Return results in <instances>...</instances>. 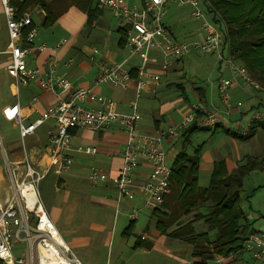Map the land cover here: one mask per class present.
<instances>
[{"label":"crops","instance_id":"0c3cea01","mask_svg":"<svg viewBox=\"0 0 264 264\" xmlns=\"http://www.w3.org/2000/svg\"><path fill=\"white\" fill-rule=\"evenodd\" d=\"M44 1L49 2L51 0ZM126 2L130 7L140 6L139 0H126ZM94 4L97 6L96 0H94ZM100 10V14L90 28L85 26V13L75 7L69 8L66 13L49 27H43L41 24L44 17L43 10L37 9L32 12V24L36 32L29 45L31 50L25 61L28 67L40 69L45 74L47 72L48 58L55 54L54 56L58 60L56 67L58 76L69 80L73 88H88L98 95L111 98L115 103V110L118 113H128L130 111V104L134 98V85L131 83L125 89L113 88L105 84L95 86L94 81L99 72L97 65L99 62L111 65L127 59L125 68L132 75L131 72L137 71L140 59L136 56L139 60L136 61L134 56L128 57L126 42L122 46L119 45L121 36L119 29L122 28L120 23L111 16L109 11H106L116 21L115 24H110L105 18V9L101 8ZM207 17L210 19L208 15ZM180 23L184 24V22L180 21L175 26L167 25L166 23H163V25L167 32L175 38L176 36L179 37L178 35L182 33L181 27H179ZM188 35V38L181 39L187 41L197 39L200 37L201 32L194 27L193 31ZM63 39H66V42L61 44ZM42 44L46 49L39 50L38 47ZM55 47L56 49L53 51ZM9 49L6 21L0 3V149L2 156L0 159V206L7 201L10 195V169L15 165L18 166L26 154L32 165L43 173V178L51 170L54 171L51 185L49 186L52 198H41V202L57 231L61 229L63 224L68 226L70 223L68 219L77 210H79L78 212L82 211L88 214L90 205H92V209L97 214H102L107 209L117 208L119 202L115 197L114 199L110 197V192L113 190V181L120 167V153L126 139L119 122H113L97 130L89 128L73 130L72 147L66 153L72 157L74 166L72 165V168L70 166L65 171H59L56 163L52 161L47 153V131L52 125V121L43 123L32 134L24 137L21 143L8 140L6 135H2L1 128L18 129L14 121L4 117L3 109L5 107L17 104L20 122L23 125H29L48 106L68 96V93L53 95L44 92L34 83H30L24 87L16 85L14 79L8 76L6 72V65L10 61ZM160 57L162 58L159 51L151 50L146 60V69L151 73L157 74L159 80L157 82L149 81L139 101L144 106H141L139 113L137 112L138 128L140 131L155 133L169 126H174L173 123L177 125L176 121L178 119H174V113L180 109L183 116L191 104L200 103L209 110H217L219 112V129L217 131L213 132L206 129L195 131L207 132L206 140L195 146L200 145L202 147L197 162V181L200 188H205L208 185L209 177L216 161L223 160L226 169L230 172L236 167L237 163L242 162L246 155H261L255 152L262 146L264 149L263 137L260 130H257L254 136L246 141H239L229 137L225 134V130L241 135L239 130L240 124L246 122L247 113L251 111L249 108L253 109L252 107L260 105L259 108L264 109V93L253 89L251 86L241 84L239 81V85L234 84L230 89L231 103L229 113L226 114L218 98L219 80L231 76L225 62L218 65V71L220 72L218 81L203 88L185 85L183 77L178 75L179 70L182 69L179 63H182L181 60L183 58L175 60L168 65H163L159 60ZM68 59H72L73 61L66 63ZM170 91L176 92L174 94L175 100L173 103L167 102L162 104L160 99L163 92ZM245 101L248 103H245ZM153 102L159 103L155 109H152L150 106ZM237 102H243L242 106L237 107ZM175 104L177 106H174ZM94 106L96 104L88 105L89 108ZM194 133L189 136L181 131L177 137L166 139L163 142V148L166 146L167 151H169L178 147L179 150L175 154L181 150L186 152V147L191 146V137ZM79 145H94L97 151L94 155H85L76 149ZM195 147L192 148V152ZM192 152L188 154L191 155ZM250 152L255 155L249 154ZM82 157H85V160L89 164L86 166L81 165L80 160ZM78 158L80 160L77 163ZM173 160L170 161V167ZM74 167L80 168L78 173L72 172ZM91 167L97 168L100 172V177L96 183H91L88 179ZM81 168L87 169L88 172L85 173L84 171L83 173ZM141 171L147 172V169L144 168ZM83 182H89L90 185L85 186ZM84 202L85 206H83ZM83 207H85V210ZM162 210L163 208L160 211ZM203 212L206 213L207 209L204 208ZM64 214L66 217H64ZM151 214L154 217L153 212ZM193 215L191 214L183 218V220H188ZM258 218L264 219V215H259L255 219ZM193 226L196 233L206 231L200 221L194 223ZM98 227L102 228L100 225ZM146 235L144 232L140 236H136L132 245L134 253L141 251L137 264H192L195 261H199V258L191 256L193 253L191 246L179 239H173L166 234L158 233V235H155V238L147 241ZM137 238L138 240H136ZM65 243L69 245L82 264H98L101 261V256L95 249V247H98V243L95 245L85 234H73L70 236L68 242ZM92 246L94 247L92 248ZM76 250L79 253L78 255L76 254ZM119 257V254H115L112 260L106 261L105 264H129L126 261L118 262ZM206 264L262 263L253 259L250 255L240 252L228 257L213 256L211 260H207Z\"/></svg>","mask_w":264,"mask_h":264},{"label":"built area","instance_id":"2783aa9c","mask_svg":"<svg viewBox=\"0 0 264 264\" xmlns=\"http://www.w3.org/2000/svg\"><path fill=\"white\" fill-rule=\"evenodd\" d=\"M21 1L23 0H0L10 45L7 75L18 86L34 83L44 92L53 95L68 93V96L48 106L29 125L20 122L17 104L5 107L3 115L17 124L21 139L32 134L43 123L52 121L47 131V153L59 171H65L73 163L72 157L66 153L72 147L71 130H97L119 122L126 139L120 153V167L112 186L117 201L138 200L150 212L160 211L164 197L169 193L171 175L163 142L177 137L181 131L193 124L209 130L219 124L217 110H209L196 103L190 105L177 125L155 133L139 130L136 100L145 91L149 81L159 80L157 74L146 69V60L151 50L159 51L166 65L185 57L192 50L215 54L219 62H225L231 76L219 80L218 98L226 114L229 113L231 103L229 92L234 84L239 85L240 81L255 90L259 89L249 79L243 66L224 58L223 32L208 19L201 8V0H139V7H130L126 0H96L97 7L109 11L123 28L128 57L137 56L140 59L135 77L125 68L127 59L111 65L103 62L97 65L99 72L94 81L95 86L105 84L125 89L131 83L134 85L130 111L118 113L111 98L98 95L88 88H73L69 80L58 76V60L55 54L48 58L45 74L40 69L27 66L25 58L31 50L29 45L36 29L33 27L24 33L26 27L32 23V13L24 12L17 16L13 2ZM166 5L190 6L191 17L201 21L196 29L201 32L200 37L188 42L176 41L162 23ZM65 42L66 39H63L61 44ZM38 48L46 49L43 44ZM55 49L56 47L53 51ZM72 61L68 59L66 63ZM89 104L96 106L89 108ZM236 106L240 107L242 103L237 102ZM263 118L264 112H252L247 116L246 122L240 124L241 135H247L252 123ZM76 149L85 155H94L97 151L94 145H79ZM144 168L147 172L141 171ZM99 177V170L91 167L89 181L96 183ZM9 178L10 195L0 206V264H82L50 221L38 190L43 173L32 165L26 154L18 166L10 169ZM137 212L132 206L128 215L130 220L137 219ZM240 252L264 264V233L252 232L247 235Z\"/></svg>","mask_w":264,"mask_h":264},{"label":"trees","instance_id":"16d2710c","mask_svg":"<svg viewBox=\"0 0 264 264\" xmlns=\"http://www.w3.org/2000/svg\"><path fill=\"white\" fill-rule=\"evenodd\" d=\"M13 5L17 16L43 10V27L53 25L69 8L75 7L85 13V26L90 28L101 12L94 0H23L13 2ZM201 5L210 21L223 32V48L227 50V58L243 66L249 79L259 86L257 91L264 93V0H201ZM31 28L32 23L24 33ZM123 31V28L119 29L120 46L126 42ZM131 73L132 77L136 75V72ZM198 129L205 130L193 124L183 132L190 136ZM218 129L219 126L212 131ZM257 130L261 131L264 144V121L253 122L247 135L228 130H225V134L246 141ZM201 148L200 145L195 147L191 155L184 150L176 154L171 166L170 191L162 203L163 210L153 212L154 228L159 234H166L191 246V256L199 258L192 264H206L213 256L228 257L240 253L247 235L258 232L254 221L260 218L250 220L240 201L245 178L255 172L264 174L263 149L261 155H246L230 172L223 160L216 161L208 185L200 188L197 162ZM204 208L207 209L206 213L203 212ZM191 214L194 215L190 219L183 220ZM199 221L204 225L205 232L196 233L193 225ZM134 223V220L129 221L122 232L124 237L132 234Z\"/></svg>","mask_w":264,"mask_h":264},{"label":"rangeland","instance_id":"374dc122","mask_svg":"<svg viewBox=\"0 0 264 264\" xmlns=\"http://www.w3.org/2000/svg\"><path fill=\"white\" fill-rule=\"evenodd\" d=\"M201 8L205 12L202 5ZM106 11L107 10H105V12ZM164 12L165 14L162 19L163 23L175 26L180 21L184 22V24L180 23L179 27H181L180 30L182 33L181 35H178L179 37L176 36L174 38L176 41L188 42L187 40L181 38H188V34L193 31V28L195 27V29H197L198 26L201 25V21L195 20L191 17V7L188 5H166L164 7ZM105 18L110 24H115L116 22L111 18L108 12L105 13ZM222 53L224 58H226V48L222 49ZM134 57L137 61L138 58L136 56ZM159 60L161 63H163V65L166 64L161 57L159 58ZM181 62L182 63H179V65H181L182 69L179 70L178 75H181V77H183L184 84L187 86H199L205 88L209 84L217 82L220 77L218 65H221L222 62H219L217 60L215 54H204L192 50L185 57H183ZM175 93L176 92L172 91L163 92L160 102L162 104L167 102L173 103V101L175 100ZM142 95L143 93H141L140 97L136 100L138 113L141 111V106H143L141 102L139 103ZM245 103L248 102L245 101ZM158 104L159 103L157 102H153L150 106L152 109H155L158 107ZM174 106L177 105L175 104ZM255 110L264 112L263 108L257 107L251 109V111L247 113V116H249ZM181 113L182 111H180V109H178L176 113H174V119H178L176 121V124L182 120L183 116L181 115ZM261 121H264V118ZM173 124L175 125V123ZM1 132L3 133L2 135L7 136L8 140L21 143L22 139H20L19 137L18 129L14 130L11 128H1ZM206 137L207 132L205 131L195 132L191 137V146L186 147V152L191 153L192 148L206 140ZM178 150L179 148L177 147L173 150L167 151L166 146H164V151H167L166 153L168 154V160L166 161L168 165H170V161H172L176 156L175 153ZM255 152L256 154H262L263 146ZM249 154L254 153L250 152ZM1 158L2 156L0 149V159ZM79 160L80 159L78 158L77 163ZM80 161L81 165L86 166L87 164H89V162L85 160V157H82ZM72 165L71 168L74 166ZM79 169L80 168L74 167L72 172L78 173ZM81 170L83 173L84 171L85 173L88 172L87 169L84 170L83 168H81ZM53 172L54 171L51 170L49 174L45 178L41 179L38 184V190L41 196L40 198L42 199L44 197L48 199L52 198V193L49 190V186L51 185V179L54 175ZM83 184H85V186L90 185L89 182H83ZM110 193L111 198L114 199L115 197V199H117L116 194L113 190H111ZM118 202L119 203L117 204V208L114 207L112 209H107L102 214H97L94 209H92V205H90V211L88 214L82 211L78 212L79 210H77V212L73 213V216L68 219V221L70 222L68 226H66V224H63L61 229H58L60 236L65 242H68L70 236L73 234H85L90 239V241L92 240V242H94L95 245L96 243H98V247H95V249L101 256V261H99L98 264H105L106 261L112 260L115 254H119L120 256L118 262L126 261L129 264H137L139 261L138 259L141 256V251H136V253H134L132 250V245L136 236H140L144 232L145 234H147L145 237L147 241H149L151 238H155V235H158L157 231L154 229V217L147 208L143 207L142 202L138 200L126 201L125 199H118ZM240 205L241 207H243V209H245V211H247L248 214H250L248 215L250 216V220H255V218L259 217V215H264V174L255 172L251 174V176L245 178L243 191L241 193ZM83 206H85V202ZM132 206L138 210L137 219L135 220V223L133 225L132 234L129 237H124L121 235V233L129 223L130 218L128 215L131 213ZM83 208L85 210V207ZM64 217H66L65 214ZM263 220L264 219H258L257 221H254V227L258 230V232L262 233H264V222H262ZM99 225L102 226L101 229L98 227ZM93 247L94 246H92V248ZM76 254H79L77 250Z\"/></svg>","mask_w":264,"mask_h":264},{"label":"bare ground","instance_id":"6f19581e","mask_svg":"<svg viewBox=\"0 0 264 264\" xmlns=\"http://www.w3.org/2000/svg\"><path fill=\"white\" fill-rule=\"evenodd\" d=\"M203 1V0H202Z\"/></svg>","mask_w":264,"mask_h":264}]
</instances>
